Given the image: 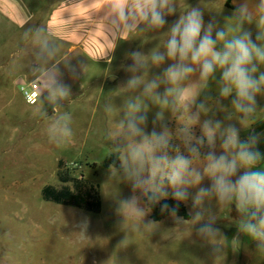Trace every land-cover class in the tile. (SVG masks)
Returning a JSON list of instances; mask_svg holds the SVG:
<instances>
[{
  "label": "clouds",
  "instance_id": "9594fccd",
  "mask_svg": "<svg viewBox=\"0 0 264 264\" xmlns=\"http://www.w3.org/2000/svg\"><path fill=\"white\" fill-rule=\"evenodd\" d=\"M80 2L90 7L97 0ZM176 5L177 0H103L102 30L114 42L125 32L162 29L168 23L166 17L176 13ZM93 12L96 10L89 15ZM226 20L232 22L230 27L220 26L215 17L206 23L202 9L191 7L169 26L163 51L154 50L147 58L140 51L130 52L132 63L127 70L133 73L145 68L147 62L155 66L166 60L172 62L161 76L150 81L145 82L137 75L127 80L130 90L143 85L141 94L126 102L122 118L109 133L113 140L111 153L119 161L118 169L115 166L110 169L114 175L118 172L132 191L117 207L124 221L134 217L144 230L151 232L156 223L146 221L145 217L151 206L160 204L161 213L182 223L184 220L177 216L179 204L191 197V221L199 225L196 234L214 245L216 257L223 254L224 247L212 242L226 239L215 226L214 216L205 219L204 202L213 198L219 207L234 205L239 214L237 235L231 240L233 251L239 249L242 234L255 242L258 253L264 254V156L257 147L261 135L251 131L246 139L240 138L241 129H251L255 124L256 98L264 96V71H261L264 66V0H258L255 11L247 2L240 4ZM252 23L258 29L255 37L244 27ZM92 31H96V25ZM23 35L39 44V65L34 66L39 73L36 100L28 97L34 104L33 115L50 121L49 143L63 147L73 138L71 117L60 111L63 102L71 96V85L64 82L58 64H49L59 46L46 25L27 28ZM66 67L73 76L77 74L74 66L67 64ZM217 72L220 73L218 79ZM197 74L193 81L191 78ZM210 80L217 85V95L206 94L200 99L201 89L207 88ZM161 84L165 85L162 93L157 91ZM141 96L161 108L152 119L150 132L146 131L149 108ZM229 97L230 109L222 103ZM45 103L52 110L51 114L44 108ZM212 105L226 114L223 120L215 118ZM165 110L178 120L187 117L174 134L166 122ZM105 111L111 113V106ZM210 112L212 116L201 119ZM232 120L236 123H225ZM197 126L199 135L194 131ZM173 135L182 144L183 152L172 143ZM196 161L205 163L194 166ZM205 178L210 184L200 186ZM190 188H197L194 195L189 192ZM169 197L177 203L161 204Z\"/></svg>",
  "mask_w": 264,
  "mask_h": 264
},
{
  "label": "rangeland",
  "instance_id": "374dc122",
  "mask_svg": "<svg viewBox=\"0 0 264 264\" xmlns=\"http://www.w3.org/2000/svg\"><path fill=\"white\" fill-rule=\"evenodd\" d=\"M27 1L29 3L30 0ZM66 2L68 0H32V27L46 25L51 11ZM222 2L177 0V11L172 18L166 17L168 23L164 28L140 32L133 43L120 45L110 64L64 60V48L58 45L57 55L49 64H58L64 82L71 85V96L63 102L60 111L71 117L73 138L63 147L49 143L47 127L50 121L34 116V106L26 104L19 90L20 82L39 80V73L34 68L39 65V44L31 37L24 38V27L16 28V24L9 20L0 23V264H236L241 245L252 240L241 234L239 249L233 251L231 240L237 235L239 219L234 205L219 207L214 198L204 202L203 207L207 210L205 219L209 215L214 216L215 226L226 239L212 242L224 247L223 254L216 257L214 245L197 236L199 225H193L191 218L182 219L184 221L180 223L169 216L155 222L151 232L144 230L134 217L124 221L117 207L121 200L132 195L130 184L120 179L118 172L114 175L110 167L103 166L113 154V140L109 133L115 130L122 118L126 102L140 96L143 87L130 90L127 80L137 75L145 82L150 81L161 76L164 68L172 62L166 60L159 66L147 62L145 68L133 73L127 70L132 63L129 53L140 51L147 58L154 50L163 51L169 26L185 13V10H179L181 3L200 7L206 23L215 17L220 26L227 24L230 27L232 22L226 19L232 13L224 9ZM226 5L230 6L228 2ZM244 27L255 37L258 31L255 23ZM121 57L126 59L122 61ZM67 64L76 68L75 76L69 72ZM261 71H264V66H261ZM219 75L217 72V79ZM197 76L191 79L195 81ZM110 77H115V81L109 83ZM164 88L165 85L161 84L157 91L162 93ZM206 94L217 95L214 80L209 81L207 88L201 89L200 99ZM256 99L258 113L255 123H258L264 119V96L258 95ZM141 100L149 108L146 131L150 132L152 119L161 108L151 99L141 96ZM230 101L231 97L222 103L230 109ZM107 106H111V113L105 111ZM212 107L215 118L223 120L226 114L217 111L215 105ZM44 108L52 113L47 103ZM164 115L173 134L187 120L186 116L178 120L167 110ZM210 116L212 112L201 119ZM251 130L241 129L240 138L246 139ZM194 131L199 135V126ZM172 143L183 152V146L175 135ZM60 161L65 162V169L71 176L83 175L100 185V213L44 200V186H60ZM94 163L96 167H93ZM204 163L196 161L194 166H203ZM208 184L210 181L205 178L200 186ZM196 191L197 188L189 189L193 195ZM182 203L191 216V197ZM145 220H151V211Z\"/></svg>",
  "mask_w": 264,
  "mask_h": 264
},
{
  "label": "crops",
  "instance_id": "0c3cea01",
  "mask_svg": "<svg viewBox=\"0 0 264 264\" xmlns=\"http://www.w3.org/2000/svg\"><path fill=\"white\" fill-rule=\"evenodd\" d=\"M229 3L228 7L226 3ZM247 2L249 7L255 11V5L258 0H223L224 9L233 12L240 4ZM103 0H97L90 7H85L80 0H68V2L56 7L51 11L46 26L55 36L57 44L63 46V59L76 61L84 60L95 64H110L115 59V55L120 45L133 43L135 37L140 32H125L114 42L110 41L112 37L106 36L102 30L105 13L100 10ZM189 3H181L179 10H185V13L191 8ZM96 10L91 13L90 11ZM33 7L32 0H0V23L14 22L16 28L32 27ZM173 16H171L172 18ZM100 21L99 23H97ZM2 24V23H1ZM28 24V27H27ZM96 25V31L92 29ZM121 57V60H125ZM261 135L258 150L264 156V119L252 126V130ZM236 264H264V254L256 250V244L253 241L245 242L239 249V256Z\"/></svg>",
  "mask_w": 264,
  "mask_h": 264
},
{
  "label": "trees",
  "instance_id": "16d2710c",
  "mask_svg": "<svg viewBox=\"0 0 264 264\" xmlns=\"http://www.w3.org/2000/svg\"><path fill=\"white\" fill-rule=\"evenodd\" d=\"M103 166L109 168L115 166L119 168V161L115 154L107 158ZM96 167V164H93ZM58 179L60 186L46 185L42 189L44 200L53 202L59 205L71 206L78 209H83L93 213H100L102 210L101 188L98 183H94L83 175L73 177L69 171L65 169V162L60 161L58 165ZM167 203L175 205L177 202L169 197V199L161 201V204ZM177 216L189 220L191 218L185 205L180 202ZM169 217L167 213H161L160 204L151 206V220L160 222Z\"/></svg>",
  "mask_w": 264,
  "mask_h": 264
},
{
  "label": "built area",
  "instance_id": "2783aa9c",
  "mask_svg": "<svg viewBox=\"0 0 264 264\" xmlns=\"http://www.w3.org/2000/svg\"><path fill=\"white\" fill-rule=\"evenodd\" d=\"M37 88H38V81H31V82L23 81L19 83V90L26 104L30 106H34V104L31 101H29L28 97L31 96L32 101H35L36 96L34 93Z\"/></svg>",
  "mask_w": 264,
  "mask_h": 264
},
{
  "label": "water",
  "instance_id": "95a60500",
  "mask_svg": "<svg viewBox=\"0 0 264 264\" xmlns=\"http://www.w3.org/2000/svg\"><path fill=\"white\" fill-rule=\"evenodd\" d=\"M115 79H116L115 77H110V78L108 79V82H109V83H112L113 81H115Z\"/></svg>",
  "mask_w": 264,
  "mask_h": 264
}]
</instances>
